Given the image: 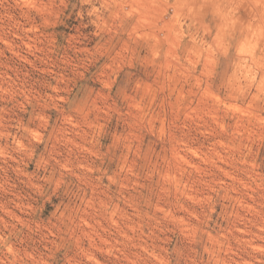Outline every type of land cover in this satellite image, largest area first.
<instances>
[{
    "label": "rangeland",
    "instance_id": "374dc122",
    "mask_svg": "<svg viewBox=\"0 0 264 264\" xmlns=\"http://www.w3.org/2000/svg\"><path fill=\"white\" fill-rule=\"evenodd\" d=\"M0 264H264V0H0Z\"/></svg>",
    "mask_w": 264,
    "mask_h": 264
},
{
    "label": "bare ground",
    "instance_id": "6f19581e",
    "mask_svg": "<svg viewBox=\"0 0 264 264\" xmlns=\"http://www.w3.org/2000/svg\"><path fill=\"white\" fill-rule=\"evenodd\" d=\"M219 11V10H218ZM223 26V25H222ZM224 28V27H223Z\"/></svg>",
    "mask_w": 264,
    "mask_h": 264
}]
</instances>
